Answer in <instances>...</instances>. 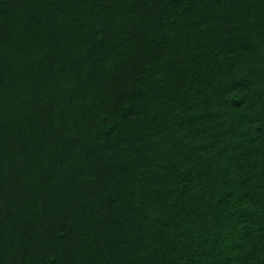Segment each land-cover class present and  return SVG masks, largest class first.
<instances>
[{"label": "trees", "instance_id": "obj_1", "mask_svg": "<svg viewBox=\"0 0 264 264\" xmlns=\"http://www.w3.org/2000/svg\"><path fill=\"white\" fill-rule=\"evenodd\" d=\"M0 264H264V0H0Z\"/></svg>", "mask_w": 264, "mask_h": 264}]
</instances>
